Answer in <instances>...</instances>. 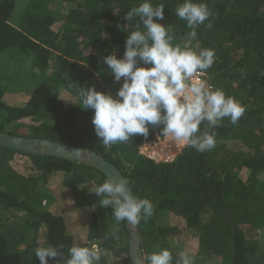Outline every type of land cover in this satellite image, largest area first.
<instances>
[{
    "label": "trees",
    "instance_id": "16d2710c",
    "mask_svg": "<svg viewBox=\"0 0 264 264\" xmlns=\"http://www.w3.org/2000/svg\"><path fill=\"white\" fill-rule=\"evenodd\" d=\"M47 1L0 0V130L86 147L121 169L135 196L154 205L152 216L139 223L146 256L167 248L176 264L174 240L192 232L198 237L191 252L195 264H264V0H195L213 13L192 43L215 50L204 79L246 111L235 125L224 118L208 129L216 133L215 148L200 153L185 146L167 163L139 151L161 135L159 128L149 126L147 138L136 135L106 148L95 134L93 110L82 109L79 99L67 103L59 97L64 89L78 98L79 88L89 86L116 95L123 78L114 81L103 57L123 56L127 34L139 19L124 17L144 0H58L69 7L63 14L48 10ZM183 2L152 0L153 6H164L159 22L171 28L174 44H183L190 31L176 16ZM21 91L29 94L25 104L5 100L7 92ZM18 155L29 162L26 172L15 167ZM54 177L62 183L53 188ZM107 179L84 163L0 145V264H40L35 250L47 246L65 258H48V264H66L73 244L96 245L98 264H130L126 220L117 227L111 206L101 207L88 190ZM59 195L72 198L74 215L57 206ZM79 213H85L84 236L74 232ZM174 216L185 225H173Z\"/></svg>",
    "mask_w": 264,
    "mask_h": 264
},
{
    "label": "clouds",
    "instance_id": "9594fccd",
    "mask_svg": "<svg viewBox=\"0 0 264 264\" xmlns=\"http://www.w3.org/2000/svg\"><path fill=\"white\" fill-rule=\"evenodd\" d=\"M164 10L162 4L144 0L126 12L127 22L139 19L136 30L127 34L123 56L103 57L114 81L123 78L115 96L95 86L79 88L78 105L93 110L95 134L106 148L136 135L147 138L151 126L169 140L203 153L216 146V133L208 129L219 127L224 118L235 125L246 111L238 100L202 78L216 59L214 49L192 47L197 28L213 15L207 4L184 0L177 6L176 16L190 29L183 44H174L171 28L159 22ZM88 190L100 198L101 207L111 206L117 223L138 225L153 214V203L137 198L126 178L109 177ZM35 255L40 264H48V258L65 259L53 246L38 247ZM100 255L96 245L73 244L66 264H98ZM134 264H173V255L167 248L144 257L137 254ZM176 264H195L191 251H181Z\"/></svg>",
    "mask_w": 264,
    "mask_h": 264
},
{
    "label": "water",
    "instance_id": "95a60500",
    "mask_svg": "<svg viewBox=\"0 0 264 264\" xmlns=\"http://www.w3.org/2000/svg\"><path fill=\"white\" fill-rule=\"evenodd\" d=\"M0 145L17 151L51 155L76 161L78 163H84L101 171L107 178H126L122 170L114 163L99 154L97 151L86 147L75 146L46 138L14 135L3 130H0ZM126 226L130 233V264H134L135 256L137 254L142 257L146 256L145 252H142L144 240L139 231V224L131 225L126 220Z\"/></svg>",
    "mask_w": 264,
    "mask_h": 264
},
{
    "label": "rangeland",
    "instance_id": "374dc122",
    "mask_svg": "<svg viewBox=\"0 0 264 264\" xmlns=\"http://www.w3.org/2000/svg\"><path fill=\"white\" fill-rule=\"evenodd\" d=\"M57 1L58 0H48L47 1L48 10L50 9L53 11V9H55V10L58 9V13H59V10H60V13H62V14L65 13L66 9H69V7L66 6L64 3L62 5H60L61 2L56 3ZM57 4H58V8L56 7ZM23 8H24V5H22L18 9L19 11L17 10L16 15H15V19H17L21 15V11H23ZM24 78H25V76H21L22 80ZM59 97H60V99H62L63 101H65L67 103L76 102L77 99H79L73 93H70L68 90H64V89L59 93ZM28 98H29V94L27 92H24V91L12 92V93L7 92L5 94V100L10 104L23 105L28 100ZM11 127H12L11 125H7V128H11ZM262 132H264V125L262 128ZM228 145L231 147H234L235 143L230 141ZM13 162H14L16 168L21 169L22 172H26L25 164H29L26 157H23L22 155H18L14 159ZM248 173H249V171L246 168L241 169V174L244 177H247ZM260 177L262 179H264V173L262 175H260ZM61 180H62L61 177H54L51 181V187L54 188V187L59 186L62 183ZM61 205L65 206L67 208V210L69 211V215H74L73 212H74L75 208H74V205L72 203V198L70 196L62 197L61 195H59L57 206L61 207ZM83 215H85V213H79L78 214V217H77L78 220L75 221L76 227L74 226V229H75L74 232L80 233V235L84 236L85 230H84L83 225H85V222L82 220L83 221V222H81L82 224L80 223V217ZM171 222L173 225H180V226L185 225L181 218L175 217V216L172 218ZM116 225L118 227L117 222H116ZM194 234L195 233L192 234V232H189V233L186 232L183 236L177 237L176 240H174L173 248H175L179 253L181 251H184V250H190L192 253L195 252V250L197 249V245H198V237L196 234L195 235ZM260 237L262 239V246H260L261 252L264 254V231L260 233Z\"/></svg>",
    "mask_w": 264,
    "mask_h": 264
},
{
    "label": "built area",
    "instance_id": "2783aa9c",
    "mask_svg": "<svg viewBox=\"0 0 264 264\" xmlns=\"http://www.w3.org/2000/svg\"><path fill=\"white\" fill-rule=\"evenodd\" d=\"M204 79V76L202 77ZM185 146L179 145L168 138L157 135L154 139L140 146V153L157 163L173 162Z\"/></svg>",
    "mask_w": 264,
    "mask_h": 264
}]
</instances>
